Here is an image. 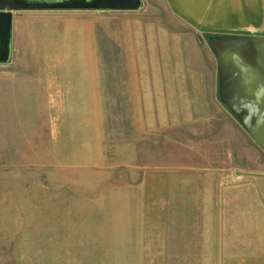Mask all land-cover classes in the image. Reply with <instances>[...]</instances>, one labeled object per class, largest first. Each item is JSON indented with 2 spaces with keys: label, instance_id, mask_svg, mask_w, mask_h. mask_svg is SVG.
<instances>
[{
  "label": "rangeland",
  "instance_id": "1",
  "mask_svg": "<svg viewBox=\"0 0 264 264\" xmlns=\"http://www.w3.org/2000/svg\"><path fill=\"white\" fill-rule=\"evenodd\" d=\"M187 31L163 1L14 14L0 65V264H123L135 220L146 235L181 205L222 217L264 205V153L218 104L207 38ZM178 34L201 46L193 59L171 44Z\"/></svg>",
  "mask_w": 264,
  "mask_h": 264
},
{
  "label": "crops",
  "instance_id": "2",
  "mask_svg": "<svg viewBox=\"0 0 264 264\" xmlns=\"http://www.w3.org/2000/svg\"><path fill=\"white\" fill-rule=\"evenodd\" d=\"M144 1H163L171 16L195 36H199V32L206 38L215 35L264 37V0H142V7ZM173 39L171 44L187 51L188 61L201 48L187 43L184 35L178 34ZM186 69L187 84L193 87L187 94L192 95V101L198 102L202 100L200 83L191 71L190 62ZM172 85H168L170 95ZM145 88L155 93L154 84L150 86L149 82ZM89 92H93L91 85ZM217 101L220 105L219 99ZM173 209V214L179 216H173L172 221H166L163 226L152 224L146 235L142 219L131 221L133 235L128 241L126 239V244L134 248L126 257L118 256V261L123 264H264V205L248 207V212H241L247 216H237L235 211L232 217H222L219 206L181 205ZM138 210L137 215H143V208ZM121 212L116 210V214Z\"/></svg>",
  "mask_w": 264,
  "mask_h": 264
},
{
  "label": "water",
  "instance_id": "3",
  "mask_svg": "<svg viewBox=\"0 0 264 264\" xmlns=\"http://www.w3.org/2000/svg\"><path fill=\"white\" fill-rule=\"evenodd\" d=\"M142 0H0V65L12 58L13 13L136 12ZM219 102L264 153V37L209 36Z\"/></svg>",
  "mask_w": 264,
  "mask_h": 264
},
{
  "label": "flooded vegetation",
  "instance_id": "4",
  "mask_svg": "<svg viewBox=\"0 0 264 264\" xmlns=\"http://www.w3.org/2000/svg\"><path fill=\"white\" fill-rule=\"evenodd\" d=\"M216 36V35H215ZM216 62V61H215ZM216 93H217V89H216ZM217 97H218V95H217Z\"/></svg>",
  "mask_w": 264,
  "mask_h": 264
}]
</instances>
